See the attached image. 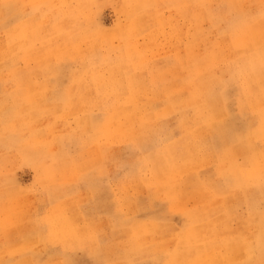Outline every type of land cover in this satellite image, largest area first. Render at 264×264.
<instances>
[{"label":"rangeland","instance_id":"obj_1","mask_svg":"<svg viewBox=\"0 0 264 264\" xmlns=\"http://www.w3.org/2000/svg\"><path fill=\"white\" fill-rule=\"evenodd\" d=\"M0 264H264V0H0Z\"/></svg>","mask_w":264,"mask_h":264},{"label":"crops","instance_id":"obj_2","mask_svg":"<svg viewBox=\"0 0 264 264\" xmlns=\"http://www.w3.org/2000/svg\"><path fill=\"white\" fill-rule=\"evenodd\" d=\"M149 118H150V114H149V112H147L146 114H144L143 115V117H142V120H149ZM115 134L116 135V133L115 132H112V134ZM96 197H97V199H98V195L96 196V195H92V206H93V210H94V212H88L87 211V209H86V212L89 214V215H92V216H94V215H96V213L95 212H97V209H96V204H97V200H96ZM95 213V214H94ZM100 214V213H99Z\"/></svg>","mask_w":264,"mask_h":264},{"label":"bare ground","instance_id":"obj_3","mask_svg":"<svg viewBox=\"0 0 264 264\" xmlns=\"http://www.w3.org/2000/svg\"><path fill=\"white\" fill-rule=\"evenodd\" d=\"M141 25H143V24H141ZM145 25V24H144ZM130 28V27H129ZM181 38V37H180ZM67 42V41H66ZM160 46V45H159ZM111 48V47H110ZM187 51V50H186ZM118 57V56H117ZM152 57V56H151ZM133 61V60H132ZM148 63V62H147ZM149 67V66H148ZM96 68V67H95ZM141 71V70H140ZM143 71V70H142ZM222 71V70H221ZM138 75V74H137ZM144 75V74H143ZM139 76V75H138ZM101 83V82H100ZM122 84V83H121ZM101 89V88H100ZM105 90V89H104ZM157 90V89H156ZM106 93V92H105ZM155 94V93H154ZM112 95V94H111ZM152 95V94H151ZM161 95V94H160ZM108 96V95H107ZM157 96V95H156ZM113 98H114V96H113ZM154 101H156V100H154ZM139 110V109H138ZM145 110V109H144ZM146 110H147V108H146ZM191 110V109H190ZM193 111V110H192ZM145 113V112H144ZM131 115H133V114H131ZM111 116V115H110ZM133 117V116H132ZM190 120V119H189ZM181 122V121H180ZM111 125V124H110ZM188 125H189V122H188ZM120 126V125H119ZM152 128V127H151ZM150 128V129H151ZM119 132V131H118ZM118 132H116V133H118ZM149 133V132H148ZM154 134V133H153ZM180 134V133H179ZM111 135V134H110ZM112 137V136H111ZM117 137V136H116ZM178 139V138H177ZM205 150V149H204ZM188 152V151H187ZM202 152V151H201ZM197 154V153H196ZM143 159V158H142ZM198 164V163H197ZM202 165V164H201ZM188 174V173H187ZM176 175V174H175ZM135 179V178H134ZM209 179V178H208ZM121 180V179H120ZM117 186V185H116ZM139 186V185H138ZM118 188V187H117ZM186 188V187H185ZM120 189V188H119ZM187 191H188V189H187ZM144 195V194H143ZM121 197V196H120ZM231 198V197H230ZM131 200V199H130ZM127 202V201H126ZM10 204V203H9ZM130 204V203H129ZM69 223H70V221H69ZM149 235V234H148ZM225 256V255H224ZM207 263V262H206Z\"/></svg>","mask_w":264,"mask_h":264}]
</instances>
